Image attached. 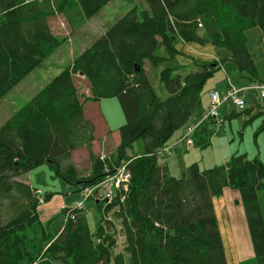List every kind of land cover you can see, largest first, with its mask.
I'll list each match as a JSON object with an SVG mask.
<instances>
[{
  "label": "trees",
  "instance_id": "trees-1",
  "mask_svg": "<svg viewBox=\"0 0 264 264\" xmlns=\"http://www.w3.org/2000/svg\"><path fill=\"white\" fill-rule=\"evenodd\" d=\"M111 1L0 0V99L66 42L52 31L54 14L64 15L75 32ZM146 2L148 8L134 6L116 20L0 126V264H126L123 253L113 255L116 220L132 264H228L214 202L227 187L240 192L236 203L244 206L255 257L264 264L259 202L264 161L236 154L210 168L192 163L176 177L157 155L176 131L193 121L204 85L226 59L237 64L240 75L261 81L246 32L258 26L264 33V0ZM205 19L215 20L219 32L201 33L199 23ZM179 42L212 44L228 57L207 62L193 58L197 68L185 72L172 65L183 54ZM147 61L155 74L159 70L166 98L155 89ZM77 74L90 83L91 111L80 100ZM111 97L119 99L126 122L119 127L120 144L102 158L93 150L95 118L104 122L99 102ZM242 113L233 110L228 117ZM244 113L252 114L249 108ZM261 113L259 107L256 114ZM210 122L217 121H206L196 130L195 146L210 144ZM137 140H143L144 151L129 154ZM81 147L89 150L87 175L72 160ZM122 161H130L128 190L110 201L95 199L101 217L94 229L86 208L71 206L62 209L66 219L61 232L50 233L53 218L42 221L38 189L17 180L46 163L81 193L105 178L106 166L113 169ZM54 194L40 195L49 202ZM37 247L41 249L34 254Z\"/></svg>",
  "mask_w": 264,
  "mask_h": 264
},
{
  "label": "rangeland",
  "instance_id": "rangeland-1",
  "mask_svg": "<svg viewBox=\"0 0 264 264\" xmlns=\"http://www.w3.org/2000/svg\"><path fill=\"white\" fill-rule=\"evenodd\" d=\"M134 6H138L139 11L148 8L146 0H112L95 16L90 18L84 26L75 32H72L64 15L61 14V16H58V14H54L50 18L52 31L59 37L67 38V40L57 52L51 56V58L47 59L34 72L30 73L21 83L0 99V126L8 120L17 109L28 103L47 82L67 67L75 56L105 35L108 28L113 26L116 20L124 16ZM61 18L64 19V23L58 21L61 20ZM204 22L208 33L211 36L219 32V27L215 20L205 19ZM209 23H212L214 27H216V31L208 27ZM178 44L182 43L179 42ZM179 62H181L180 58L179 61L174 60L172 65H177ZM261 63L263 62L259 61V64L257 65L259 75L261 71H264V64ZM147 65L149 66L151 80L159 96L166 98L168 93L163 83L160 81L159 70H157V73L155 74L156 71L151 69L149 61H147ZM191 66L193 69L194 64ZM185 69V72L192 70L188 67H185ZM227 70L228 72L224 67L217 70L216 73L219 71L220 74L216 76V79L222 75H224L225 78L230 77V80H232L234 85L238 87L241 86L240 84L242 83L250 84L252 81L250 78L240 75L233 69L229 70L227 68ZM228 79L226 84H228ZM223 80L217 84L220 91H225L227 88H225ZM75 83L78 87L80 100L87 101L85 107L87 111H91L92 103L90 99H88L91 95L90 83L80 74L75 75ZM245 95L247 108L251 109V107H255L258 109L260 107L262 111V100L257 98V95L254 92L245 91ZM99 104L100 117L104 122L102 123L99 118H95V121L98 124V129L96 131L97 139L94 142L93 150L97 154L109 156L120 144V133L118 128L126 122V118L117 97L103 98ZM209 107L206 110H208ZM233 110H236L237 113H243L229 118L228 113H231ZM244 111L245 109L241 110L231 102L224 105L221 108L219 116L215 119L217 122L209 123V129L213 132L210 144L206 147L194 146L191 151L185 152L186 156L184 160L172 156L169 160L171 169L170 173L176 177H180L182 172L195 162H200L204 169L215 165H222L236 154H247L250 159L259 157L264 161V113L256 114V111L253 114H248L244 113ZM114 131L116 132L114 133ZM180 131L181 129L176 131L168 139V144H171L176 140ZM193 149H195L196 152ZM143 150V140H137L134 143L133 149L129 150V154ZM198 153L203 154L204 157H200ZM72 160L80 172L84 175L89 174L91 161L87 147H81L74 150ZM192 160L193 162L191 163ZM17 180L26 181L28 183L32 182L35 185V188L38 189L39 193L41 190V195L43 196L47 193L55 192V198H52L55 202L50 204L44 202L43 196L39 194L41 204L39 210L43 222L47 223L53 218L49 225L50 233L56 235L59 234L66 219V215L62 209L74 206L76 200L81 198V193L77 191V187L56 176L55 172L52 171L46 163L17 177ZM101 195H104V190H101ZM228 195V193L225 195V199H227ZM219 201L222 202L223 199L220 198ZM259 202L264 219V191L262 190L259 193ZM232 207L234 206L232 205ZM85 208L89 224L91 228L94 229L101 217L100 210L95 204V200L92 198L86 201ZM240 210L242 213L244 212L242 207H240ZM236 211L238 212V210ZM110 215L111 218H113V214L110 213ZM228 215L226 207L218 209L219 225L225 245L228 264H259L255 257L253 245H251L252 241L247 228V221L244 220V223H242L240 227V230L244 234V237L241 236V238H244L245 241L240 240L239 233H237L234 228L232 230L230 227L232 222L228 219ZM116 221L117 231L115 233L117 234L118 242L113 248V255L123 253L126 264H132L131 255L126 252L124 247L126 237L121 235V232L118 233V229H120L121 226L120 222L118 220ZM243 225L246 228H244ZM244 230L247 233L246 235ZM246 241L247 243L250 242V250L247 248ZM39 249H41V247L34 248L33 253H37ZM250 253H253L252 257L249 256ZM24 262L25 261H23V263ZM35 264H44V260H39Z\"/></svg>",
  "mask_w": 264,
  "mask_h": 264
},
{
  "label": "crops",
  "instance_id": "crops-1",
  "mask_svg": "<svg viewBox=\"0 0 264 264\" xmlns=\"http://www.w3.org/2000/svg\"><path fill=\"white\" fill-rule=\"evenodd\" d=\"M58 16H61V14H58ZM58 21L64 23V19H62V18H61V20H58ZM87 21H86V23H87ZM204 21H202L203 22L202 23L203 25L201 27V33H203V34H209L208 33V30L206 28V24H205ZM208 27L210 29H213V30L216 31V27H214V25L212 23H209L208 24ZM246 36H247V45H248V47L250 49V52H251L252 57L254 59V62L256 63V65L259 64V61H262L263 63H261V64H264V33H263V30L260 27H258V26L257 27H253V28L247 30ZM181 43L182 44H178L177 45V48L180 51H182L183 54L177 55V57H176L175 60L179 61V58L181 59V62H179L180 65L179 64H177V65H179L181 67V69H183V71L186 70L185 67H188V68H191L192 69V66L191 65L195 63V61L193 60V58L195 60H199L201 62H207V61H212V60H215V59H222L224 57H228V53L225 50H223L221 48H218L217 49L212 44L200 45V44H197V43H183V42H181ZM195 64H194V68L192 70H195L196 69ZM221 67H224L227 72H228V70H227V68H228L229 70H232L233 69L234 71H236L237 73H239V68H238L237 64L234 61L230 60V59H226L223 63H221L220 68ZM235 68H237V69H235ZM257 68H258V66H257ZM146 69L149 71V66L147 65V63H146ZM218 74H220L219 71L216 74H214L213 77H210L208 79V81L206 82V84L204 85L203 90H202V93H201V103H200V107H198L195 110L193 121L196 120V119H198V117L200 116V114L209 107V105H210L209 91L212 90V89H218V85L217 84L220 83L223 79H224L223 80V83L225 84V88L227 87V84H226L227 83V79L230 78V77H226L225 78L224 75H222V76H219L216 79V76ZM259 79L264 81V71L263 72L261 71V73L259 75ZM231 82L234 84V82L232 80H231ZM252 82L253 81H251V83ZM240 85L241 86H239V87H245V86H248L249 84L248 83H242ZM256 111H257V109L255 107H251V113L252 114L255 113ZM115 132L116 131H114V133ZM183 132H184V129H182L180 131V134H178L177 138ZM195 147H197V146H195ZM192 148H194V147H192ZM192 148L187 149V148H184V147H176L171 155L166 156L164 158H161V162L162 163H166L167 166H168V168H169V171L171 172L170 163H169V160L171 159V157L174 156L175 158L184 160V158L186 156L185 155V152L186 151H188V152L191 151ZM193 150L195 151V149H193ZM143 151H139L138 153H142ZM198 154H199L200 157H202V158L204 157L203 154H200V153H198ZM192 162H193V160L191 161V163ZM197 163L199 164V166H200L201 169H204L203 166L200 164V162H197ZM30 184L33 187H35V185L32 182H30ZM41 193L42 192L40 190V194ZM227 193L229 195L227 196V199H225V195ZM220 198L223 199L222 202L219 201ZM53 199L50 202H48V203L49 204L50 203H54L55 201ZM240 199H241V197H240L239 190H236V189H232V188L227 187V188L224 189L223 194L219 198L218 197L215 198L214 202H215L217 217H218V209L221 208V207H226L227 208V212L229 214L227 217L232 222V224H230L231 229L233 230V228H234V230L237 233H239V235H240L239 239L245 241L244 238H241V236L244 237V234L240 230L241 224L244 223V220H246L245 210L242 213V211L240 210V207H242L244 209V206L242 205L241 202L236 203V201L237 200L240 201ZM232 205L234 207H232ZM236 210H238V212ZM218 220H219V218H218ZM243 227L246 228L244 225H243ZM244 232H245V235H246L247 233H246L245 230H244ZM246 244H247V248H249V250H250V242L247 243V241H246ZM251 245H252V243H251ZM252 254L253 253H250L249 256L252 257Z\"/></svg>",
  "mask_w": 264,
  "mask_h": 264
},
{
  "label": "built area",
  "instance_id": "built-area-1",
  "mask_svg": "<svg viewBox=\"0 0 264 264\" xmlns=\"http://www.w3.org/2000/svg\"><path fill=\"white\" fill-rule=\"evenodd\" d=\"M202 26V23H199ZM245 91L254 92L257 98L262 100V111L264 112V81H254L245 87H238L228 79L227 88L225 91L219 89H212L209 91L210 107L201 113L200 117L192 121L184 128V132L171 144H166L161 147L157 155L159 157L169 156L173 153L176 147H184L190 149L195 146L194 134L196 130L206 121L216 119L221 111V108L227 103L231 102L239 109L247 108V100ZM256 98V100H257ZM105 155H102L104 158ZM130 161H122L119 165L111 169L106 166V176L97 185L86 187L81 192V198L76 200L74 206L77 208H84L85 203L89 199L97 200H112L121 190H128L131 172L128 169ZM101 190H104V195H101Z\"/></svg>",
  "mask_w": 264,
  "mask_h": 264
},
{
  "label": "water",
  "instance_id": "water-1",
  "mask_svg": "<svg viewBox=\"0 0 264 264\" xmlns=\"http://www.w3.org/2000/svg\"><path fill=\"white\" fill-rule=\"evenodd\" d=\"M82 75V74H81ZM84 76V75H83ZM107 200V199H106Z\"/></svg>",
  "mask_w": 264,
  "mask_h": 264
}]
</instances>
